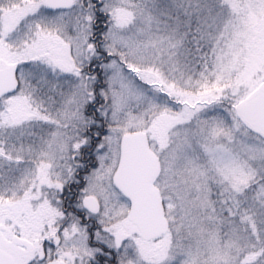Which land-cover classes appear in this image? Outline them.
<instances>
[{
	"label": "snow or ice",
	"instance_id": "obj_1",
	"mask_svg": "<svg viewBox=\"0 0 264 264\" xmlns=\"http://www.w3.org/2000/svg\"><path fill=\"white\" fill-rule=\"evenodd\" d=\"M0 264H264V0H0Z\"/></svg>",
	"mask_w": 264,
	"mask_h": 264
}]
</instances>
